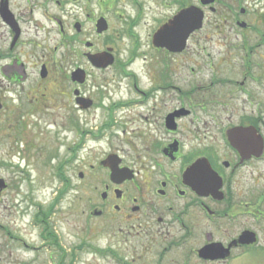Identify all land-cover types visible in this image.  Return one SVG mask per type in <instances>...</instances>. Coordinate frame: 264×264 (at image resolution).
Listing matches in <instances>:
<instances>
[{"label":"flooded vegetation","instance_id":"flooded-vegetation-1","mask_svg":"<svg viewBox=\"0 0 264 264\" xmlns=\"http://www.w3.org/2000/svg\"><path fill=\"white\" fill-rule=\"evenodd\" d=\"M114 1L0 0V140L33 137L36 131L43 133V121L57 124L67 118L68 129L82 138L67 145L70 157L59 163L58 175L69 184L66 168L83 166L78 192L89 201L84 211L88 223L108 220L126 238H146L153 245H136L140 258L156 247L157 264H237V252L252 246L253 264H264V0H252L249 13L242 0L224 3L220 12L219 0L214 12L203 6L205 21L210 12L223 14L225 25L242 26L246 21L241 16L250 15L244 26L250 38H236L239 44L226 50L207 44L214 38L198 39L195 48L200 51H190L191 35L180 52L157 47L149 38L152 50L143 52L142 59L150 60L124 73L129 78L126 97L106 104L103 90L95 96L87 93L92 72L83 66L82 56L100 71L120 64L116 50L114 64L105 68L94 66L87 56L107 50H95L101 34L97 23L105 17L96 12ZM140 3L144 12L146 4ZM191 6L193 0H186L180 10ZM50 38H60V44L52 45ZM220 41L227 44L229 38ZM83 43L86 50L81 51ZM223 43L216 41L220 47ZM78 70L80 78L74 75ZM133 107L139 109L120 122L115 118L118 109ZM99 109L102 116L95 113ZM94 117L103 120L96 132L82 129V121ZM115 123L119 141H107V152H92L83 161V137L94 133L99 141ZM110 133L115 136L114 130ZM16 162H0V169L15 173L7 179L0 172V197L13 188L17 193L19 180H12L18 171L20 180L30 181L26 166L20 169ZM111 167L128 169L131 179L113 181ZM247 231L253 243L243 241ZM48 240L43 237L47 246L63 249ZM209 245L226 255L202 257L200 250ZM104 249L116 264H128L112 245Z\"/></svg>","mask_w":264,"mask_h":264},{"label":"rangeland","instance_id":"rangeland-1","mask_svg":"<svg viewBox=\"0 0 264 264\" xmlns=\"http://www.w3.org/2000/svg\"><path fill=\"white\" fill-rule=\"evenodd\" d=\"M137 1L140 2V0ZM141 1L146 4L144 12L141 5L136 4L133 0H115L103 8L99 6L96 12L99 17L104 14L109 19V28L106 32L98 35V38H95V50L102 51L109 47L113 48L119 55L120 64L106 71H100L94 69L85 56H82V64L92 72L85 88L87 93L95 96L99 90H103V100L106 104H109L111 100H121L126 97L129 78L125 74L137 71L140 66L150 60L144 62L142 59L143 52L150 53L152 50L149 46V38L153 37L157 28L164 21L171 18L180 9L179 4H173L172 0ZM200 1L193 0V3L201 6ZM251 1L242 0V6L247 9V13L251 7ZM232 2H236V0H219L216 5L218 12L222 10L224 3ZM209 14V19L206 18L204 27L192 35L191 38L194 39L190 47L188 46V50L200 51L198 46L195 48V45L198 39L203 38H214V42L207 44L217 50H226L228 45L236 46L239 44L236 38H250V31L246 27L233 24L225 25L221 21L223 14L220 16L211 12ZM138 16L137 24L133 25L132 20H136ZM241 18L248 23L250 15L247 14ZM136 38H139L140 41L136 42ZM220 38H229V42L225 44L220 41ZM53 39L50 38L49 43L60 44V38ZM216 41L223 43L224 47L216 45ZM139 44L137 56H132L134 47ZM84 50H86V46L83 43L81 51ZM258 60L261 61V59ZM137 109L139 108L118 109L115 111V118L120 122L126 115L132 114ZM95 113L102 116L103 109H99ZM119 116L122 118L120 119ZM94 118H91L89 122L83 120L82 129L93 127L91 130L96 132L103 120H100L99 117ZM115 124L117 125L113 126L111 130H106L105 136L99 141H96L94 133L83 137V142L86 139L85 144H82L80 154L84 158L83 161L89 160L94 154L92 152L96 151L98 154L107 152L109 150L107 141L110 143L112 141L113 145L119 141L116 134L119 123ZM69 125L67 118L59 119L57 124H52L47 119L42 122V134L35 129L33 137L7 140L2 138L0 140V162L17 161L20 169L26 166L27 173L31 174L30 181H24L20 180L23 174L18 171V178L12 180L13 183L19 180L16 188L17 193L14 195L15 189L13 188L0 197V264H116L114 256H111L109 252L104 253V250L106 251L104 248L110 245L126 258L125 261L128 264H157L159 249L156 247H154L153 253L147 254L146 252L145 257L140 258L139 253L141 252L137 250L136 245L142 242H145L147 247L153 245L146 238H139L136 234L128 235L126 238L116 227L111 228L108 220L97 222L96 225L86 221L84 211L88 209L89 201L87 197H81L78 192L81 184L78 173L83 166L73 164L66 168V175L71 179L69 184H65L58 175L59 163L64 161L67 156L70 157L67 145H71V142L78 143L82 138L79 131L69 130ZM136 125L138 123H128L129 127ZM112 130H114L115 136L110 133ZM33 142L34 146L29 147ZM9 149L13 151H11V155L7 153ZM15 152L17 155H14ZM0 172L7 179L15 176L13 171L6 169H0ZM39 206H43L48 214L51 210L47 218L50 227L47 226V228L52 230L56 228L59 232L57 237H52L51 240L55 239L60 245L62 244V250H57L54 246H47L43 242L41 235L43 227L35 219ZM155 229H157V225ZM8 232H12V234L9 235ZM155 232L156 230L153 231V233ZM243 235V241L251 242L252 233L247 231ZM48 243L52 242L48 240ZM237 253V264H253V246L243 248ZM64 255L66 257L62 259Z\"/></svg>","mask_w":264,"mask_h":264},{"label":"water","instance_id":"water-1","mask_svg":"<svg viewBox=\"0 0 264 264\" xmlns=\"http://www.w3.org/2000/svg\"><path fill=\"white\" fill-rule=\"evenodd\" d=\"M203 4H211L214 0H203ZM204 12L198 7H191L182 10L174 19L164 25L154 36V42L157 46H165L172 51L183 50L186 46L187 39L196 30L203 26ZM99 32L107 29L108 25L105 20L99 21ZM90 45V44H88ZM91 61L97 66H107L112 62L113 57L108 54L88 55ZM76 77L83 76V72L78 70L74 73ZM109 158H112L109 157ZM127 171V172H126ZM128 169H118L111 167V179L120 182L124 179H131V175L127 174ZM0 188H4L3 181H0ZM200 254L205 258H220L226 254L221 252V248L213 245L204 247Z\"/></svg>","mask_w":264,"mask_h":264},{"label":"trees","instance_id":"trees-1","mask_svg":"<svg viewBox=\"0 0 264 264\" xmlns=\"http://www.w3.org/2000/svg\"><path fill=\"white\" fill-rule=\"evenodd\" d=\"M50 212H51V210L49 211V214H50ZM48 212L47 211H45L44 209H43V206H39V210L37 211V213L35 214V219H36V221L40 224V225H42V227H43V231L41 232V235L43 236V237H48L49 238V240L51 241V242H53V241H55L56 243H59L57 240H51V238L55 235V237H57L56 235V233L54 232V230H52V229H50V228H47V226L48 227H50V225H49V223L47 222L48 221ZM8 234H11V232L9 233L8 232ZM66 256L64 255V257H62V259H64Z\"/></svg>","mask_w":264,"mask_h":264}]
</instances>
